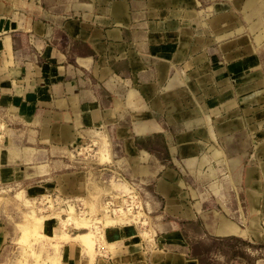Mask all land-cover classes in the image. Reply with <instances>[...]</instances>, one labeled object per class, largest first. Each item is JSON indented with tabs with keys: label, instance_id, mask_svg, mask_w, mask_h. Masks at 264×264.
<instances>
[{
	"label": "crops",
	"instance_id": "0c3cea01",
	"mask_svg": "<svg viewBox=\"0 0 264 264\" xmlns=\"http://www.w3.org/2000/svg\"><path fill=\"white\" fill-rule=\"evenodd\" d=\"M258 1L0 0L3 197L50 195L47 211L67 215L101 176L70 155L94 139L120 184L143 188L154 227L149 238L133 224L110 227L123 245L94 262L86 254L89 264H199L178 220L264 240L262 56L232 31L243 27L235 12ZM8 225L6 259L19 248ZM60 247L64 264H84L83 247Z\"/></svg>",
	"mask_w": 264,
	"mask_h": 264
},
{
	"label": "rangeland",
	"instance_id": "374dc122",
	"mask_svg": "<svg viewBox=\"0 0 264 264\" xmlns=\"http://www.w3.org/2000/svg\"><path fill=\"white\" fill-rule=\"evenodd\" d=\"M255 7V9L248 12L247 16L244 13H240L238 11L235 12L234 19L239 21L241 20L243 27H241V30L232 31L233 33H246L250 36L256 46L257 52L262 56L261 69H263L264 72V39L260 43H257L254 38V33H257L264 28V0H259ZM259 37L264 38V30L258 35V38ZM107 148H109V146ZM104 152H106V150L102 152L100 158L99 154L95 155L94 151H92V154H94L91 159L92 162H95V164H100L104 160H108L109 156L108 158H105L106 156L104 155ZM90 164L93 165V163ZM112 168H115V166ZM99 172L102 173L100 176L101 178H97L96 180L94 176L91 178L93 184L89 185V187L91 186V189H95V191H91L88 197H86L89 212H87V214L84 216L80 215L79 210H77L76 207L71 206L67 215L62 216L57 212L56 215H53L54 213L52 214L47 210L53 209L54 206H51L45 210L42 208L47 206L42 203V196H40L41 198L37 200V202L30 203L31 201L26 200L22 194H18L17 197H9L7 195V198H4L3 196L6 194L0 193V224H2L5 219L9 221V224L11 225L7 226V230L12 233L11 238L9 239L11 241H16L19 246L18 251L9 253V259L0 258V263L64 264L63 251L60 247L62 242H69L83 247L85 250V254H83L84 264H89L87 261L90 259L89 256L93 258V261L91 262H94L95 257L109 258L112 256L115 250L120 249L123 245L122 241H119L121 237H112L107 231L110 227L117 226V224L122 223L123 225H126L127 223L125 224L123 219L113 217L109 214L105 215V213L102 211L101 204L107 191H109L110 186H112L114 190H129L127 184H120L122 183L121 181H128H126L125 177H122V180L113 182V184L110 185L113 180H118V175L109 169H104ZM137 190L139 192L141 191L139 188H137ZM186 192H191L190 188H187ZM73 203L74 201L70 202L72 206H74ZM214 205L219 204L216 203ZM144 209L146 219L148 220V226L145 225L147 226L146 228H142L140 226L137 227L140 230L139 232L142 233L141 238H149L151 236L150 234H152L151 229L153 230L154 227V220L152 218V213L150 212L151 205L146 206L144 203ZM51 216H54L55 218L57 217L59 219V222H57L58 226H52V219H48ZM39 217L42 219L41 224L45 223V227L43 226V228L41 226V228L37 227V225H40V223L36 221V218ZM12 219H14V221H12ZM168 219L172 218L169 217ZM97 221H99L100 224ZM48 226H52V234L50 233L51 227ZM81 232L90 233V238L92 240L91 246L86 245L85 242L83 243V240L80 238H74L77 233ZM146 232H148V234ZM231 236H235V238L225 240V244H227V246H229L231 249V253L227 254L228 259L218 253L217 259H215L213 264H222L224 261H227L226 264H264V240L258 241L245 235ZM256 237L260 238V235H256ZM262 237L264 238V235ZM97 243L104 247L102 253L105 255L98 253L99 251L97 250ZM8 244H11V242ZM115 246L117 249H114ZM10 248L12 250L16 249L15 247ZM10 248L9 250H11ZM235 252L239 254L241 253L242 256H235Z\"/></svg>",
	"mask_w": 264,
	"mask_h": 264
},
{
	"label": "built area",
	"instance_id": "2783aa9c",
	"mask_svg": "<svg viewBox=\"0 0 264 264\" xmlns=\"http://www.w3.org/2000/svg\"><path fill=\"white\" fill-rule=\"evenodd\" d=\"M92 151H94L95 155H98L100 151V143H97L94 139H91L89 140V142H86L82 145L80 144L73 146L71 148L70 155L80 162L93 163V165L99 167L100 171L104 169L114 171V173L118 175V180H122L124 178L120 172L116 171V168H112L114 167L112 161H103L100 163L101 165L92 162L91 159L94 156V154H92ZM128 185L132 188L133 192L131 194L126 195L127 201H124V199L122 198H117L116 194H118L119 191L114 190L112 186H110V189L109 191H107L106 195L104 196V200L101 204L102 211L105 213V215L109 214L113 217L123 219L127 224H133L134 226L146 228L148 226V220L146 219L145 215L143 197L141 193L137 190V187L134 186V184L128 183ZM86 199V197L72 199V201H74V207L79 210L80 215H85L87 214V212H89V207L87 205ZM97 250L99 251L98 253H100L101 255H105L104 253H102L104 247L100 246L98 243Z\"/></svg>",
	"mask_w": 264,
	"mask_h": 264
},
{
	"label": "trees",
	"instance_id": "16d2710c",
	"mask_svg": "<svg viewBox=\"0 0 264 264\" xmlns=\"http://www.w3.org/2000/svg\"><path fill=\"white\" fill-rule=\"evenodd\" d=\"M178 221L182 223L183 235L189 245V256L198 259L199 264H213L218 253L226 258L227 254L231 253V249L225 244V240L235 238V236H213L203 231L200 221ZM234 255L242 256L241 253L236 252ZM226 262L224 261L222 264H226Z\"/></svg>",
	"mask_w": 264,
	"mask_h": 264
},
{
	"label": "bare ground",
	"instance_id": "6f19581e",
	"mask_svg": "<svg viewBox=\"0 0 264 264\" xmlns=\"http://www.w3.org/2000/svg\"><path fill=\"white\" fill-rule=\"evenodd\" d=\"M101 155H102V150L100 149V151H99V157L101 158ZM111 184H113V182H111ZM128 187H129V190H125V189H117L118 191H119V193L118 194H116V197L117 198H122V199H124V201H127L126 200V195H128V194H131L132 192H133V190H132V188L128 185ZM47 199V200H46ZM46 200V201H45ZM42 203L43 204H47V203H50V204H47V208H50L51 206H54V204H53V202H52V199H51V197H50V195H45V197L42 199ZM71 207H74V206H72L71 205ZM43 209L45 208V207H42ZM46 208V209H47ZM84 216V215H83ZM41 218L39 217V218H36V221L38 222V223H40V225H37V227L39 228L40 226L43 228V226L45 225V223L44 224H41ZM98 223H99V221H97ZM125 222V221H124ZM126 223V222H125ZM36 224V223H35ZM50 225V224H49ZM35 226V225H34ZM40 227V228H41ZM45 227V226H44ZM48 227H51V226H48ZM76 238H80V239H82L83 240V243L85 242L86 243V245H88V246H91L92 244H91V238H90V233L89 232H87V233H83V234H80V235H78V236H76Z\"/></svg>",
	"mask_w": 264,
	"mask_h": 264
}]
</instances>
